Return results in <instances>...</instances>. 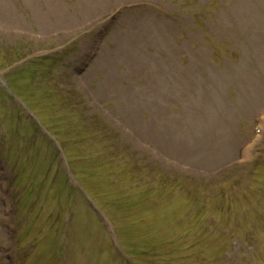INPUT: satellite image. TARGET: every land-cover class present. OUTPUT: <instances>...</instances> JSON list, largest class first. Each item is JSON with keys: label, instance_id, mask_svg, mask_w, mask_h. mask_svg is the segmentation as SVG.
Wrapping results in <instances>:
<instances>
[{"label": "rangeland", "instance_id": "obj_1", "mask_svg": "<svg viewBox=\"0 0 264 264\" xmlns=\"http://www.w3.org/2000/svg\"><path fill=\"white\" fill-rule=\"evenodd\" d=\"M0 264H264V0H0Z\"/></svg>", "mask_w": 264, "mask_h": 264}]
</instances>
